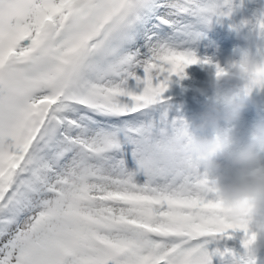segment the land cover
I'll use <instances>...</instances> for the list:
<instances>
[{
  "label": "snow or ice",
  "instance_id": "snow-or-ice-1",
  "mask_svg": "<svg viewBox=\"0 0 264 264\" xmlns=\"http://www.w3.org/2000/svg\"><path fill=\"white\" fill-rule=\"evenodd\" d=\"M241 4L0 0V264H258L250 226L177 173L165 95ZM230 27L264 56V10Z\"/></svg>",
  "mask_w": 264,
  "mask_h": 264
},
{
  "label": "clouds",
  "instance_id": "clouds-1",
  "mask_svg": "<svg viewBox=\"0 0 264 264\" xmlns=\"http://www.w3.org/2000/svg\"><path fill=\"white\" fill-rule=\"evenodd\" d=\"M238 80L243 87L226 86ZM214 102L205 106L194 126L177 142L176 171H190L206 181L204 196L215 201L234 225L250 226L253 254L264 249V121L241 139L231 127L240 120L254 90L264 89V56L242 53L210 85ZM211 131V135H204Z\"/></svg>",
  "mask_w": 264,
  "mask_h": 264
},
{
  "label": "bare ground",
  "instance_id": "bare-ground-1",
  "mask_svg": "<svg viewBox=\"0 0 264 264\" xmlns=\"http://www.w3.org/2000/svg\"><path fill=\"white\" fill-rule=\"evenodd\" d=\"M256 3H258V2H256ZM252 5V4H251ZM254 5H252V10L254 11L255 10V8H257V6L256 7H253ZM258 6H260V5H258ZM254 14V13H253ZM235 20H237V19H235V18H232V19H230V20H227L228 21V27L231 29V28H233V29H235L234 27H230V25H232V24H237L236 22H235ZM226 21V22H227ZM239 21V20H238ZM225 22V23H226ZM221 24H224V22L223 23H217V24H213V26L215 25L216 26V32H218L217 34H221V31H223L224 30V28H223V30L221 29V28H219L220 26H221ZM225 25V24H224ZM223 27H226V26H223ZM212 28H214V27H212ZM227 28V27H226ZM206 29V28H205ZM247 29V27L246 28H240L239 30H235V31H233V34H232V37L233 38H235L233 35H236V33H240V36L244 39V41H242L243 43H242V45L244 46L245 44H246V42H247V40H249V46H250V44H252V42L250 43V40H253L254 38V40H256V37H253V39H251L252 38V32H251V34L249 33V35H250V37L251 38H249V37H247L246 36V34H244V32H245V30ZM207 30V29H206ZM226 30V29H225ZM228 30V29H227ZM248 30V32H249V30L250 29H247ZM247 30H246V32H247ZM205 32V31H204ZM229 32V31H228ZM209 33V32H208ZM214 33V32H213ZM227 33V32H226ZM225 33V34H226ZM223 34H224V32H223ZM218 35V36H219ZM229 35V34H228ZM248 35V36H249ZM214 36H216V35H214ZM217 36V37H218ZM220 37H221V35H220ZM211 38V37H210ZM223 38V37H222ZM221 38V39H222ZM225 38V37H224ZM206 39V38H205ZM217 39V38H216ZM209 40V39H208ZM202 41H204V40H202ZM212 41H213V37H212ZM234 41L235 40H233V39H231V41H230V39H229V41L228 42H230V43H228V44H234ZM241 41V40H240ZM215 42V41H214ZM204 43V42H203ZM209 43V42H208ZM222 43H223V41H222ZM198 44V43H197ZM212 45H213V42H212ZM215 45V44H214ZM213 45V46H214ZM246 45H248V43L246 44ZM253 45H255V43L253 44ZM195 46H197V45H195ZM205 46V45H204ZM222 46V45H221ZM224 46H226V44L224 45ZM227 46H229V45H227ZM240 46V45H239ZM193 47V46H192ZM218 47V46H217ZM236 47H238V45L236 46ZM247 47V46H246ZM252 47V46H251ZM257 46H255V48H256ZM194 48V47H193ZM192 48V49H193ZM203 48V47H202ZM212 48V47H211ZM227 48V47H226ZM229 48V47H228ZM241 48V47H240ZM247 48H249V47H247ZM246 48V49H247ZM197 49V48H196ZM205 49H207V52H210V54L208 53V54H205L202 58H204V57H209L210 59L212 58V59H214L215 57H212L213 56V54H211V50L212 49H214V48H212V49H210V46L208 45V46H206L205 47ZM221 49V48H220ZM231 49V48H230ZM245 49V48H244ZM245 49V50H246ZM198 50V49H197ZM217 50V49H216ZM233 50V49H232ZM242 50V49H241ZM249 50V49H248ZM251 50H252V48H251ZM203 51V50H202ZM243 51V50H242ZM256 51V50H255ZM251 52V51H250ZM249 52V53H250ZM198 53V52H197ZM199 53H200V49H199ZM198 53V54H199ZM214 53V52H213ZM248 53V52H247ZM253 53V52H252ZM241 54V53H240ZM202 55V54H201ZM201 57V56H200ZM201 58V59H202ZM218 58V57H217ZM239 58V57H238ZM216 60V59H215ZM214 61V60H213ZM212 62V61H211ZM200 65V64H199ZM212 66V65H211ZM210 65H206V67H205V69H200V68H197L196 66V69H193V70H191V69H186V73L184 74V81H185V84H188V83H190L191 84V86H192V84H195V82H194V80H196V78H198L197 80H201L200 82H201V84L202 83H207V89H209V90H211V94H209V97H208V101L210 102V101H212V102H214V98H215V93L214 92H212V89H211V87H210V85L212 84V82L215 80V78H216V76H214L213 75V73H214V68L213 67H211ZM194 67V66H193ZM216 72V71H215ZM180 81H182V79H180ZM199 82V83H200ZM238 82H240V81H238V80H232V81H228L227 82V85L226 86H236V87H240V85H236V84H238ZM184 88L185 87H183V86H180V91H182V95H178V96H176V97H174L173 99H170V103H171V105L173 106V104L174 103H179V106H181L182 107V110H183V112H181V111H178L177 112V114H183L184 115V117H186V119H187V121L188 120H192V119H195V118H197V114L196 115H194V116H192V112L190 111L191 109H189V105H192L193 106V101H191V99H190V97H189V95H188V93L184 90ZM190 89H192V88H190ZM195 91H196V89H195ZM197 92V91H196ZM194 94H192V96H193ZM250 96H253L252 98H255L256 99V104H254V105H256V106H258L259 108H261L262 109V114H261V117H260V119H256V118H254V116H253V111H252V109H251V103H249L250 101H247L246 102V104H247V106H246V108L243 110V112L241 113V117H240V120L238 121V122H236V124L235 125H233V128H234V132L241 138V139H246V134H247V132L252 128V126L254 125V124H256L257 122H261V121H264V89H260V90H254L252 93H251V95ZM249 96V97H250ZM204 101V104L206 105V101L205 100H203ZM201 106V105H200ZM199 106V108H201ZM203 107V106H202ZM248 107V108H247ZM198 108V107H197ZM194 110V109H193ZM185 112V113H184ZM173 115H175V113H174V111L172 110V112H171ZM176 116V115H175ZM240 234V233H239ZM232 242H234V241H232ZM235 243H238V242H235ZM231 244V243H230ZM233 244V243H232ZM231 244V245H232ZM235 246V245H234ZM237 247H239V245H236ZM242 250V249H241ZM257 257H258V263L259 264H261V262H264V249H262L260 252H258L257 253ZM261 257V258H260ZM260 258V259H259ZM218 259L219 258H217V260H214L213 262H212V264H214L215 262L217 263L218 262ZM218 264V263H217Z\"/></svg>",
  "mask_w": 264,
  "mask_h": 264
},
{
  "label": "rangeland",
  "instance_id": "rangeland-1",
  "mask_svg": "<svg viewBox=\"0 0 264 264\" xmlns=\"http://www.w3.org/2000/svg\"><path fill=\"white\" fill-rule=\"evenodd\" d=\"M236 2L237 3H240V0H236ZM256 2H258V3H256ZM254 5L253 7H256L257 6V8H255V10L253 11L252 9V5ZM260 4V0H242V4H241V6L239 7V8H237L236 9V11L234 12V14H233V16H232V18H235V19H237V20H235V22L237 23V24H239V22L242 20V19H247V18H251L252 16H253V13H257L260 9V6H258ZM256 5V6H255ZM261 5V4H260ZM231 18V19H232ZM227 20H230V19H228V18H225V19H223L221 22H219V23H223L224 22V24H221V26L219 27V28H222V30H223V28H224V30L223 31H221V37H220V35L219 34H217L216 32L215 33H213V32H209V30L207 29V31L209 32H206V29L205 28H203V29H201V31L203 32V35H202V39L204 40V41H202L201 43H195V44H193L192 46L194 47H192L193 49V51L196 53V55H197V57L198 58H202L205 54H210V52H207V49H205V47L206 46H210V49H212V48H214V49H212L211 50V54H213V56L212 57H215L214 59H210L208 56V58L212 61L211 62V64H210V66L211 65H213L212 63L215 61V59H216V57H219V55H220V59H221V65L222 66H228V65H230V64H232V63H234V62H236V61H238L239 59H240V57H241V55H242V53H244V52H250L249 54H255L256 53V48H255V46H257V43H258V41H257V39L256 40H254L253 39V37H255V36H252V38L250 37V35H249V33L251 34V28L250 27H247V29H250L249 30V32H248V30H247V32H246V30H245V34H246V36L247 37H249V38H251V39H253V40H250V43L252 42V44H250V46H249V40H247V42H246V44L248 43V45H241V44H238L237 42H235L234 41V44H228V43H230V42H228L229 41V39H230V41H231V39H233V37H232V34H233V31H237V29L235 28V29H233V28H229L228 26V21ZM239 20V21H238ZM227 21V22H226ZM226 22V23H225ZM213 24H217L216 22H213L211 25H209V27H215V25L213 26ZM223 26H226V27H223ZM244 28H246V27H243V29ZM226 29V30H225ZM228 29V30H227ZM205 31V32H204ZM229 31V32H228ZM251 31V32H250ZM223 32H224V34H223ZM227 32V33H226ZM226 33V34H225ZM229 34V35H228ZM214 35H216V36H214ZM219 35V36H218ZM249 35V36H248ZM218 36V37H217ZM211 37V38H210ZM212 37H213V41H212ZM223 37V38H222ZM225 37V38H224ZM206 38V39H205ZM217 38V39H216ZM222 38V39H221ZM209 39V40H208ZM234 40V39H233ZM215 41V42H214ZM222 41H223V43H222ZM204 42V43H203ZM209 42V43H208ZM212 42H213V45H212ZM220 42V43H219ZM255 43V45H253ZM226 44V46H224ZM195 45H197V46H195ZM205 45V46H204ZM222 45V46H221ZM227 45H229V46H227ZM238 45V47H236ZM240 45V46H239ZM218 46V47H217ZM249 47V48H247V47ZM252 46V47H251ZM203 47V48H202ZM212 47V48H211ZM227 47V48H226ZM229 47V48H228ZM241 47V48H240ZM198 50H197V49ZM221 48V49H220ZM231 48V49H230ZM246 50H245V49ZM251 48H252V50H251ZM199 49H200V53H199ZM217 49V50H216ZM233 49V50H232ZM243 51H242V50ZM249 49V50H248ZM203 50V51H202ZM236 50H240L239 51V56H237V59L236 58H233L232 57V55L231 54H229L230 52L232 53V52H234V51H236ZM199 54H198V53ZM214 52V53H213ZM253 52V53H252ZM241 53V54H240ZM202 54V55H201ZM201 56V57H200ZM238 57H239V59H238ZM214 60V61H213ZM219 62V61H218ZM199 64H197L196 66H198ZM212 67V66H211ZM198 68V67H197ZM215 68V67H214ZM187 70L188 69H191V70H193V69H196L195 67H193L192 65H190L189 67H187L186 68ZM214 73H215V71H214ZM214 73H213V75H214ZM198 78H196V80H194V82L196 81H199V80H197ZM182 81H184V78L182 79ZM185 82V81H184ZM196 82H195V84H196ZM199 83V82H198ZM213 92V91H212ZM251 98L253 97V96H250ZM249 99V98H248ZM252 99H255V98H252ZM209 102V101H208ZM208 102H206V103H208ZM211 102V101H210ZM205 105V104H204ZM203 105V107H202V110L204 109V111H205V106ZM246 106H247V104H246ZM201 107V106H200ZM248 108V107H247ZM198 109H200V108H198ZM191 112H192V110H190ZM263 112V111H262ZM262 112H261V114H262ZM185 113V112H184ZM194 113V112H193ZM172 115V114H171ZM176 115V114H175ZM175 115H173V116H175ZM188 125H190V126H194V124L195 123H197L198 121H197V119L195 118V119H190V120H188L187 121V119H185L184 120ZM221 127H231L233 130H234V128H233V125H224L223 123H221ZM204 135H211V131H209V132H207V133H204ZM237 234V233H236ZM239 234V233H238ZM240 236L242 235L241 233L239 234ZM232 244V242H229V244ZM230 244V245H231ZM233 246L235 245H239V241H238V243H233L232 244ZM209 251L211 252L212 251V249L214 248V247H216V245H214V244H210L209 246ZM237 247V246H236ZM261 258V257H260ZM259 258V259H260ZM212 260H217V258H216V256H214V257H212ZM218 264H221V261H220V259H218V262H217ZM216 262L214 263V264H217ZM259 264V263H258Z\"/></svg>",
  "mask_w": 264,
  "mask_h": 264
}]
</instances>
